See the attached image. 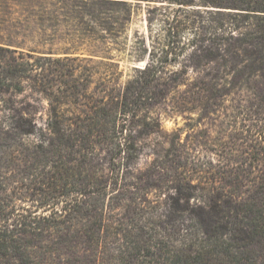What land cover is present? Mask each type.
<instances>
[{
    "label": "trees",
    "instance_id": "trees-1",
    "mask_svg": "<svg viewBox=\"0 0 264 264\" xmlns=\"http://www.w3.org/2000/svg\"><path fill=\"white\" fill-rule=\"evenodd\" d=\"M133 1L0 0V264H264V0H160L196 8L127 50ZM126 50L145 63L122 81ZM156 108L241 131L200 164L177 136L142 169Z\"/></svg>",
    "mask_w": 264,
    "mask_h": 264
},
{
    "label": "rangeland",
    "instance_id": "rangeland-1",
    "mask_svg": "<svg viewBox=\"0 0 264 264\" xmlns=\"http://www.w3.org/2000/svg\"><path fill=\"white\" fill-rule=\"evenodd\" d=\"M133 16L131 21L126 26V31L123 34V37L120 39L121 47H125L127 50L131 49L135 45L136 37L138 35H143L146 37L147 44L150 46L155 43L163 44L166 41L172 38V32L174 31L173 26L166 23L165 20L168 19V15L180 14L183 12L187 14L191 12L196 6H183L176 3H170L167 1L160 0H149V1H133ZM149 8L154 9V11L149 14ZM151 18L152 23L149 24L148 19ZM183 28L184 26L181 25ZM183 34L189 37L188 30L183 28ZM57 44L52 45L55 52L60 54H54L53 57L63 56L61 54L66 46L62 45L59 41ZM47 46L46 48H48ZM117 52L115 51L116 59L119 61L120 69L123 71L122 81L126 80L133 73V67L135 65H143L145 61L137 62L134 59L130 58L129 52ZM47 51V50H46ZM147 58V57H146ZM97 84L93 83L90 87L94 89ZM36 111L40 117L39 121H42V118L45 117L44 109L46 107V101L42 100L39 94L34 95L33 102ZM156 108L153 110L155 115L162 113L161 117V127L157 133L152 134L147 141L144 143V150L137 162L138 167L144 169L146 168L155 158L152 155V149H160L163 147H170V144L167 142L173 141L177 136H181V141L186 142L188 149H185L189 157L195 161L206 162L211 156H215L214 153H224L221 152V143L229 142V134L233 132L234 135L240 133L239 130L232 131L231 125H233L232 120L229 117H217V115H212V118H206L205 120L200 119V115L197 113H192L187 115L184 118L181 114H172L173 116H167L165 112ZM238 110L230 113L232 115L237 114ZM241 114V111H240ZM188 117H192L191 119ZM201 120V121H200ZM241 117L237 121H241ZM250 121L239 122L237 125L241 126L242 124L247 125L245 129H249ZM235 127V126H234ZM252 131H245L243 135H237L236 142L244 143L245 149H247V144L251 143L250 137H252ZM34 140L33 137L30 138ZM252 150V149H251ZM250 153H252L250 151ZM238 154H242L238 152ZM243 156H249L248 153H244ZM169 175V174H167ZM164 189H169L170 182H163Z\"/></svg>",
    "mask_w": 264,
    "mask_h": 264
}]
</instances>
